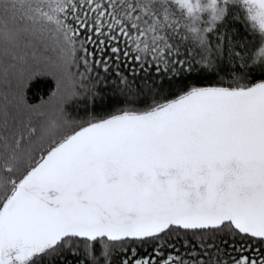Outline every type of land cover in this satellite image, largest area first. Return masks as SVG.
I'll return each instance as SVG.
<instances>
[{"label": "snow or ice", "instance_id": "6c2138e0", "mask_svg": "<svg viewBox=\"0 0 264 264\" xmlns=\"http://www.w3.org/2000/svg\"><path fill=\"white\" fill-rule=\"evenodd\" d=\"M0 264H264V0H0Z\"/></svg>", "mask_w": 264, "mask_h": 264}]
</instances>
